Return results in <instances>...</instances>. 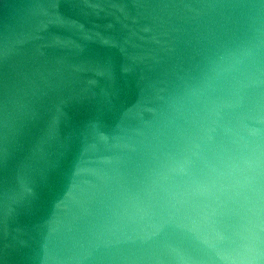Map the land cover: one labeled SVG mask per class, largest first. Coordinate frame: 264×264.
Listing matches in <instances>:
<instances>
[{"label":"water","instance_id":"water-1","mask_svg":"<svg viewBox=\"0 0 264 264\" xmlns=\"http://www.w3.org/2000/svg\"><path fill=\"white\" fill-rule=\"evenodd\" d=\"M0 264H264V0H0Z\"/></svg>","mask_w":264,"mask_h":264}]
</instances>
